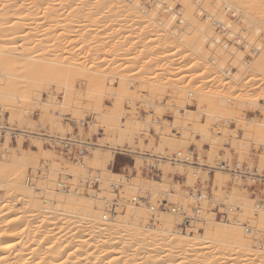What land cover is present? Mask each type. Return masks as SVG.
Wrapping results in <instances>:
<instances>
[{
	"label": "bare ground",
	"instance_id": "obj_1",
	"mask_svg": "<svg viewBox=\"0 0 264 264\" xmlns=\"http://www.w3.org/2000/svg\"><path fill=\"white\" fill-rule=\"evenodd\" d=\"M232 1L0 0V109L6 106L9 118L16 117L18 110L30 112L31 118L40 107L41 117L57 128V141L81 143L89 151L88 156L82 157L79 150L65 159L59 154L64 164L61 160L62 164L42 165L47 157H57L41 143L54 134L39 124L29 127L25 133L29 141L34 139L31 142L39 153L32 160L31 151L21 144L23 135L6 129L16 132L18 145L11 146L8 137L0 144V264H264V198H248L241 181L246 174L241 164L250 160L243 159V150L254 137H264V41L259 39L264 37V0ZM228 11L242 23L244 32L231 20L223 22L220 14ZM218 28L233 47L222 42ZM163 46L166 52L175 48L178 55L183 54L167 62L179 66L182 76L173 75L177 67H171V75L177 77L172 83L169 79L155 84L153 79L154 83L144 86V77L133 75L138 69L152 75V67L161 68L163 61L166 64V57L160 59ZM159 47L164 51L161 54ZM104 53L109 59H102ZM245 54L251 59L246 60ZM137 62L149 69L144 72L140 65L136 67ZM220 74L225 78L220 79ZM191 76L195 89H184ZM138 78L144 83L136 85ZM206 85L215 90L221 86L227 94L234 86L239 88L229 92V97L208 96L209 92L200 93ZM54 88L60 91L61 101H54ZM165 92L170 97L164 104L160 97L156 99L160 101H151L155 94L164 96ZM140 96L153 98L138 104ZM105 98L113 99L112 107L105 109ZM48 107H57V116L70 115L76 124L92 118L89 129L97 137L95 127L103 124L102 137L92 143L69 136L67 125L48 118ZM138 108L146 112L144 119ZM165 112L174 120H165ZM251 112L258 113V122L248 118ZM230 123L235 127L242 124V138L237 129H229ZM132 129L144 135L156 151H152V165L161 171L166 167L168 173L177 171L178 178L186 179L184 190L139 175L119 178L106 168L105 160L112 161L116 144L122 147ZM222 142L242 152L233 170L232 156ZM191 145L197 148L195 159L189 152ZM202 145L211 146L210 151ZM260 171L257 167L245 177L264 179ZM209 172L214 173L212 190L205 186L200 199L188 198L186 189L197 191L194 181L206 183ZM88 180L99 181L97 190L87 186ZM230 182L235 187L229 192ZM153 184L161 190H152L151 195L162 194L169 204L175 200L182 208L188 203V208L198 206L205 224L183 233L175 227L177 218L171 212H152L145 205L128 202L148 192ZM114 187L126 202L108 213L106 204L115 197ZM188 208L185 210L190 212ZM217 214L224 215L225 222H216Z\"/></svg>",
	"mask_w": 264,
	"mask_h": 264
},
{
	"label": "rangeland",
	"instance_id": "obj_2",
	"mask_svg": "<svg viewBox=\"0 0 264 264\" xmlns=\"http://www.w3.org/2000/svg\"><path fill=\"white\" fill-rule=\"evenodd\" d=\"M231 2H233L232 0H231ZM178 9H180V6H177V10ZM229 11L228 12H226V13H224L223 12V14H220V16H222L223 18H224V20H223V22L225 23V20H231V22H234V27H236L237 29L238 28H240L239 30H240V32L242 33V32H244V31H241L243 28H244V26L242 25V23H238L237 22V20H236V18H235V16H231V15H229ZM236 20V21H235ZM245 33H248L247 32V30L245 29ZM219 32H220V34H219ZM218 36L219 37H221L222 36V42L223 43H225L226 45H228V46H230V47H233L235 44H231L230 42H228V41H226L224 38H225V36H224V33L223 32H221V31H218ZM259 39L261 40V41H264V37H259ZM146 44H147V42H144L143 43V45H145L146 46ZM159 44V43H158ZM145 46H143V48H144V50L146 51V48H145ZM162 47V46H161ZM161 47H159L160 48V51H159V53L161 54ZM164 47V46H163ZM236 47V46H235ZM164 49H165V52H164V54H161V56H160V54H159V56H160V59H161V57H163L162 59H161V61L163 60V59H165V57H166V60L168 59V61H166V64H167V62H169L170 61V58H172L173 56H177L178 55V53L176 52V50H179V49H176L175 50V48L173 49V50H168L167 52H166V48L164 47ZM175 50V51H174ZM144 51V52H145ZM171 51V52H170ZM147 52V51H146ZM162 52V53H163ZM173 52V54H171ZM101 54H103V53H101ZM134 54V53H133ZM170 54V55H169ZM179 54H181V52L179 51ZM185 54V53H184ZM249 54V53H248ZM246 55L245 54V58H246V60H250L251 58L249 57V56H251V55ZM163 55V56H162ZM164 55H166V56H164ZM182 55L183 54H181V55H178V58H179V56H181L182 57ZM103 56V55H102ZM104 56H105V58L104 57H102V59L103 60H105V59H109L108 57L106 58V55H105V53H104ZM158 56V57H159ZM167 56L169 57V58H167ZM186 56V55H185ZM142 57V56H141ZM140 57V59H142L143 57H144V55H143V57L141 58ZM180 57V58H181ZM144 58H146V54H145V57ZM143 58V59H144ZM102 59L100 60V61H102ZM191 59V58H190ZM144 60H146V59H144ZM143 60V62H145ZM139 61V60H138ZM103 62L104 61H102L101 63L103 64ZM140 62V61H139ZM139 62H137V64H136V67L138 66V65H140L142 68H143V70H144V68L146 67V64L145 63H142V64H140ZM142 62V61H141ZM98 64L100 63L99 61L97 62ZM100 63V65H98V66H101L102 64ZM165 64V61H163V65ZM161 65V68H160V66H159V68H158V65L155 67H152L151 68V70H149L150 72H152V75H150L149 74V72L148 71H146L147 70V68L144 70V72L146 71L147 73L146 74H143V73H141L140 71H139V69L137 70L136 69V67H135V69L137 70V72H139V73H141V74H134L133 75V77H135V76H138L139 75V77H144L142 80H144V81H146V84H143L144 86H146L147 84H149L150 85V83L152 84V83H154V81H153V79H155V84H158L160 81L159 80H163V81H161L162 83H164L165 81H168L169 79V81H170V83H172L177 77L178 78H180V76H182V72L179 70L180 68H179V66H176L175 67V65L173 66V65H169V64H167V65H169L168 67H166L167 65ZM142 65H145L144 67L142 66ZM103 66V65H102ZM127 66V65H126ZM125 66V67H126ZM106 66H104V68H105ZM133 67V66H132ZM139 67V66H138ZM141 67H140V70L142 71V69H141ZM171 67H173V68H171ZM108 68V67H107ZM107 68H105V69H107ZM175 69L176 68V70L177 71H175V73H173V71L172 70H169V69ZM133 69V68H132ZM135 69H133V71H132V73L134 72V70ZM149 69V68H148ZM157 69V70H156ZM165 69H167V73H165L166 71H164ZM135 70V71H136ZM162 70V71H161ZM158 71V72H157ZM170 71H172V72H170ZM137 72H135V73H137ZM159 72H161L163 75H161V73H159ZM131 73V74H132ZM173 73V75H176L177 77H173V75H171ZM158 74H160L161 76H164V77H162L161 79H160V75L159 76H157ZM169 74H170V76H169ZM177 74H179V76L177 75ZM151 77V76H154V77H152V78H150L149 76ZM221 75V76H220ZM219 76V78L221 79H224L225 78V76L224 75H222V74H220ZM155 76H157V77H159V78H157L156 79V77ZM193 76V75H192ZM191 76V78L190 79H188V81H190V80H192V78L194 79V77H195V75H194V77H192ZM145 77H147V78H145ZM170 77V78H169ZM213 77H215V75L213 76ZM213 77H211V78H213ZM164 78V79H163ZM148 79H150V80H148ZM167 79V80H166ZM219 79V80H220ZM134 80H135V78H134ZM156 80H157V83H156ZM210 80V79H209ZM137 81H141L140 80V78H138V79H136V85H138L139 83H144V81L142 82H137ZM191 82V81H190ZM185 83L184 85H185V88L184 89H186V88H188V86L191 88V89H193L194 88V83H192L193 82V80H192V82L191 83ZM220 82H221V80H220ZM220 82L218 83V84H220ZM138 83V84H137ZM167 83V82H166ZM192 84V85H191ZM183 85V86H184ZM221 85V84H220ZM220 85H218V86H220ZM187 86V87H186ZM192 86V87H191ZM235 87H237V88H235ZM149 88V87H148ZM217 89L215 90L214 88H211L210 86H207L206 85V87L200 92L201 94L203 93V94H205L204 92H206V95H207V93L209 92V94H208V96L209 95H212V93L215 95V94H221L222 96L223 95H225L226 96V94H227V92H225V91H227V90H225V89H223V88H221V86H220V88L219 87H216ZM239 87L238 86H234V88L231 90L232 91V93H233V91H235V89L237 90ZM55 89V88H54ZM54 89H50L49 90V93H54V91L56 90H54ZM190 89V90H191ZM195 89V88H194ZM208 89V90H207ZM221 89V92L219 91ZM222 89H223V92H222ZM134 90V89H133ZM215 90V91H214ZM58 91L59 90H56V92L55 93H57V95H55V93H54V101L55 100H58V101H61L62 100V97H61V95L58 93ZM192 91V90H191ZM231 91H229L230 92V94H231ZM60 92V91H59ZM184 92H186V91H184ZM216 92V93H215ZM225 92V93H224ZM229 92H228V94H229ZM157 93V92H156ZM139 94V93H138ZM228 94H227V96H228ZM160 94H155V96H154V98L153 97H150V99L151 98H153V99H151V101L152 102H154V100L155 101H162V103L164 104L165 103V101L166 100H168V98L170 97L169 95L170 94H168L167 92H165L163 95L164 96H166V97H164V96H159ZM168 95V96H167ZM149 96H151V95H149ZM149 96H147V97H145L144 99H142V97L140 96V97H138L137 98V103L138 104H140V101H143V100H145L146 98H148V100H150L149 99ZM208 96H206V97H208ZM226 96V97H227ZM231 96V95H230ZM46 97H47V94H44L43 95V99H46ZM161 99H160V98ZM164 97V98H163ZM229 97V96H228ZM141 98V99H140ZM163 98V99H162ZM106 99L107 98H105L103 101H102V103H104L105 104V106H106V108L105 109H107V108H109V107H112L113 106V99L112 98H108L107 100L108 101H106ZM140 99V100H139ZM156 99H160V100H156ZM165 100V101H164ZM112 104V105H111ZM195 104H196V102H195ZM108 106V107H107ZM122 106H123V103H122ZM23 108H24V106H22ZM39 107V106H38ZM119 107H121V106H118L117 108H119ZM6 106H3L0 110H2V113H1V116H2V118H4L5 119V121L7 122V124L9 125V127L10 128H12L13 130H15L16 132H19V133H21V135H25V136H28L27 135V133H25L26 131H28V129H29V127L31 126V125H35V124H39V125H41V127L43 128V130H48V131H50L51 133H53L54 134V136H56V134L58 133V131H57V128H54V127H50L49 125H48V123H47V120H46V118L47 117H44V118H42L41 117V114L39 113L40 111H39V108H37L38 110H36V113H35V115H33L31 118L29 117L30 116V112H28V113H21V111L20 110H18L17 111V115H16V117H13V118H9L5 113H6ZM103 108V109H104ZM51 108L50 107H48V110H47V112H48V118H50V116H51V119L53 118V120H57L58 122H60L61 124H63V125H67L66 126V128L68 129H66L65 131H67L68 132V135L70 136H73V137H81V138H83V139H85V140H89V141H87V142H98V140L102 137V132L100 131V127H101V129L103 128V124H101V123H98L99 124V126H96L95 128H97V133H99V136L97 137L96 136V134H93V132L89 129V125H88V123H90V121L92 120V118H89L87 121H83V122H79L78 124H76L75 123V121H73V119L70 117V115H65V116H63V117H59V116H57V114H55L57 111H58V108L56 107V108H54V107H52V109L50 110ZM191 110H195V107L194 108H192ZM39 111V112H38ZM137 112H138V114L140 115V118L141 119H144L145 117H146V112L144 113V110L142 109V108H138L137 109ZM109 114V113H108ZM150 114L152 115L153 114V111H151L150 112ZM163 115V118L166 120H169V121H173L174 119H173V117L171 116L172 114L170 113V112H165L164 114H162ZM257 116H258V113L256 112V113H249L248 114V118H254V120H257V121H255V122H258L259 121V119H257ZM18 119H22L23 121L20 123L19 121H18ZM91 119V120H90ZM56 121V122H57ZM101 124V125H100ZM239 124V123H238ZM240 125V124H239ZM239 125H236L237 127H235L234 125H233V123H230V125H229V129L230 130H233L234 128V130H236L237 129V131H238V136H239V139L240 138H242V135H243V132H242V130H243V128H242V124L240 125V127H239ZM264 126V125H263ZM242 128V129H241ZM241 129V130H240ZM92 133H91V132ZM236 131V132H237ZM41 132V131H40ZM39 132V133H40ZM242 132V133H241ZM151 134H153V131H151ZM260 135V134H259ZM263 135V134H262ZM231 137V136H230ZM145 137H144V135H142V134H139L137 131H136V129H132V130H130L129 131V134H128V139L126 140V141H123V145H122V147H120L118 144H116V149L117 150H120V151H128V152H130V153H132V154H134L133 156H134V165H133V169H134V173H132L131 171H132V168L130 169V168H127L126 167V169L124 170V171H121L120 170V168L121 167H124L125 165H128V166H131L132 165V163H133V161L131 160V159H129V158H123V157H117V166H116V170L114 171V173H117L118 175H119V178H120V176L122 177V178H124V177H126V176H133V177H135L136 175H139V176H141L143 179H148V178H152V179H154L151 175H145V174H143L142 173V166L144 165V161H147L148 163H152L151 162V159H152V155H154V153L153 152H156V151H153L152 150V148L149 146V144H148V142L146 141V139H144ZM22 139V140H21ZM42 139V138H41ZM255 140V142H253L254 140ZM252 139V141L251 142H248V148H247V150H243V151H245V152H243V156L241 155L242 154V152L240 153V151L241 150H238V148H237V146H232V145H227L226 143H224V142H222V143H220V144H224L225 145V151H228L229 152V154L232 156V163H233V165H232V170L233 169H235L236 168V166H237V157L238 156H242L243 157V159H250V160H248L247 162H245V163H243V164H241L242 165V167H247L248 166V168L251 170V171H254L255 169H257V167H258V169L259 170H261L260 172H262V173H264V137L263 138H259L258 140H257V138L255 139V137ZM19 140V139H18ZM31 140H32V142H34V139H30V141L28 140V141H26V140H24L23 138H20V141H21V144H22V146H23V148L24 149H28V150H30L31 151V159L32 160H34L32 157H38V150H37V147H35V144H32V142H31ZM37 141H39V140H37ZM102 141L106 144V143H108V141L106 140V139H102ZM157 141H159V140H157ZM3 142H5V140L4 141H0V144H2ZM10 143H11V146H14V147H17V140H15V141H9ZM43 142L44 141H42L41 143H42V145H43ZM253 142V143H252ZM35 143V142H34ZM216 144H217V142H215ZM259 143V144H258ZM216 144H214V145H216ZM263 144V145H262ZM157 145V144H156ZM260 145L261 147H258V146ZM203 147V149H205V151L206 152H208V150H209V148L211 147V146H208V145H202ZM217 146V145H216ZM231 148H230V147ZM255 146H257V147H255ZM0 147L2 148V145H0ZM227 147V148H226ZM0 148V154L1 153H3V151H2V149ZM43 148L44 149H47V150H50L51 151V149H48V148H46V147H44L43 146ZM116 149H115V151H116ZM237 149V150H236ZM244 149H246V148H244ZM165 150V152L167 151V152H169V150L167 149V148H165L164 149ZM2 151V152H1ZM87 151V150H86ZM153 151V152H152ZM210 151V150H209ZM224 150H222L221 152L222 153H224L225 152ZM237 151H239L238 152V154L240 153V155H238L237 154ZM53 152V151H52ZM78 152H79V150H78ZM81 153H83L81 156L83 157V156H85V155H89V151H87V152H82V150L80 151ZM189 152L193 155V158L195 159V152H197V148L194 146V145H191V148H190V150H189ZM77 153V152H76ZM36 154V155H35ZM54 154H55V156H57V157H47L46 158V160H43L42 162H41V164L43 165V163L44 164H47V163H49V164H53V162H58V163H60L61 162V160L63 161L62 163L64 164V160L63 159H65L63 156V159H62V157L61 156H59V154L58 153H56V152H54ZM57 154V155H56ZM101 155H103V154H101ZM69 158H71L72 156H70V153H68V155H67ZM112 156H113V152H112ZM34 157V158H35ZM36 157V158H37ZM59 157V158H58ZM61 157V158H60ZM207 156H205V158H204V161L205 162H207V159H208V157L206 158ZM242 157H241V159H242ZM29 158V159H30ZM36 158H35V160H36ZM52 158H54V160L52 159ZM138 158H141L139 161H137L138 160ZM56 159V160H55ZM113 157H112V161H113ZM41 160H42V158H41ZM104 160H105V158H103V160H102V158H101V162H103L104 164H105V162H106V168L109 170V165H110V162H111V159L109 160V158L108 159H106L105 160V162H104ZM216 160V158H213V160L212 161H215ZM260 160H262V163L263 164H261V162H260ZM30 161V160H29ZM50 161V162H49ZM31 162V164H32V161H30ZM29 162V163H30ZM35 162V161H34ZM52 162V163H51ZM138 162H140V165L138 166V165H136V163H138ZM62 163H60V164H62ZM259 163V164H258ZM153 164V163H152ZM247 164V165H246ZM235 165V166H234ZM263 166V167H262ZM94 167V169H95V166H93ZM92 167V168H93ZM163 168V171H161L160 170V168H157L159 171H160V177H159V180L158 181H156L155 179H154V181H156V182H159V183H162V184H164L163 182H167V183H173L174 185L176 184V186H177V190H179V191H181V190H184L185 189V186L184 185H186V179L185 178H178V172L177 171H170L169 170V173H168V170H167V168L166 167H162ZM227 169V168H226ZM31 168L29 169V175H31L32 174V172H31ZM220 170H223V166L221 167V169ZM231 170V169H230ZM110 171V170H109ZM128 171V173L127 174H125L126 172ZM31 172V173H30ZM207 172V171H206ZM163 173V174H162ZM210 173V172H209ZM208 173V174H209ZM125 174V175H124ZM208 180L206 181V183H204V182H202L203 184V186L201 185V184H199V183H195V181H194V187L196 188V190L198 191H202V189H203V191H205L206 189H205V186L207 187V190H209V191H211L212 190V185H214V173L213 174H209L208 175ZM121 178V179H122ZM170 179H172V181H170ZM178 179V180H177ZM123 180V179H122ZM163 180V181H162ZM261 180V179H260ZM264 180V179H263ZM162 181V182H161ZM155 184V183H154ZM153 184V186H155ZM196 184H198L197 186H196ZM152 185V184H151ZM150 185V187H148V188H150V190L147 192V191H144V192H142L141 194H140V196H142V194L144 195H150V197L152 196L153 198L154 197H156V201H158V199H161L162 198V196H160V195H162V194H159V195H155V193H152L153 195H151V191L152 192H156V190H161V188L159 189L158 187H156L155 186V188L153 187V186H151ZM232 185L235 187V185L232 183V182H230L228 185H227V187H228V191L230 192V190L231 189H233V187H232ZM184 186V187H183ZM141 187V186H140ZM153 187V188H152ZM158 188V189H157ZM176 188V187H175ZM141 189H142V187H141ZM155 189V190H154ZM201 189V190H200ZM126 191H128V189L126 190ZM141 191H143V190H141ZM140 191V192H141ZM232 191V190H231ZM128 192H130V191H128ZM147 192V193H146ZM150 192V193H149ZM127 193V192H126ZM131 193V195H132V192H130ZM149 193V194H148ZM258 193V192H257ZM246 195H248L247 197L248 198H257V200H259V201H263L264 199V194H263V196H261V197H259V194H256V195H251V194H249V193H245ZM125 195H128V194H125ZM130 195V194H129ZM131 195H130V197H131ZM139 195V194H138ZM155 195V196H154ZM133 196V195H132ZM129 196H127L126 198L128 199V198H130ZM150 197H149V203H151L152 201H154V202H152V204L154 203V204H156L155 203V200L152 198V199H150ZM160 197V198H159ZM261 199H263V200H261ZM151 200V201H150ZM175 200H173V201H170V202H174ZM177 201V200H176ZM151 204V205H152ZM174 204V203H173ZM189 204V203H188ZM188 204L186 205L187 207L186 208H188ZM180 206H184V205H181L180 204ZM179 206V207H180ZM219 207V206H218ZM218 207H215V208H213V211H214V209H215V213L217 212V208ZM186 208H184V209H186ZM192 208V204H190V206H189V208L188 209H191ZM187 210V209H186ZM189 211H191V210H189ZM188 212V211H187ZM148 222H150V221H148ZM216 222H225V216L224 215H222V214H217L216 215ZM150 223H152V222H150ZM199 232L200 233H203V229L200 227L199 229ZM22 238H23V236H22ZM17 241H19V240H16L15 239V242H17Z\"/></svg>",
	"mask_w": 264,
	"mask_h": 264
},
{
	"label": "built area",
	"instance_id": "obj_3",
	"mask_svg": "<svg viewBox=\"0 0 264 264\" xmlns=\"http://www.w3.org/2000/svg\"><path fill=\"white\" fill-rule=\"evenodd\" d=\"M219 27V26H218ZM218 31H221L220 28L217 29ZM10 128L7 122L5 121L4 118L0 117V141H4L5 138H9L12 141L16 140V132L15 131H9L7 132L6 129ZM40 134H45L43 131L40 132ZM22 138L26 141L29 140L28 136L23 135ZM44 138L43 140H45ZM75 141V140H74ZM76 142V141H75ZM43 146L51 149L52 151L60 154L63 157H68L66 156L68 153H70V156L78 152V150H82V152H87V148L84 146V144L81 143H74L70 141H57L56 136H53L52 138L47 139L46 141L43 142ZM134 154L128 152V151H120V150H113V161L110 162L109 165V170L111 173H114L116 170L117 166V157H123V158H129L133 161L131 166L125 165L124 167H121L120 170L124 171L127 168H132V173H134L133 165H134ZM83 162V160H81ZM235 166V165H234ZM237 168V167H236ZM243 171L246 173L243 177H241L242 182V187L246 190L247 193L251 195H256L259 194V197L263 196L264 194V180L263 179H258V178H253L250 176V178H247L245 176H248L251 173V170H248L247 167H241ZM128 171L125 173L127 174ZM142 173L145 175H151L156 181L159 180V175L160 172L156 168L155 165H152L151 163H148L147 161H144V165L142 166ZM117 174V173H114ZM124 174V175H125ZM135 174V173H134ZM213 174V173H209ZM178 180V179H177ZM98 180L94 181H87V186L90 187L92 190H97L98 187ZM250 182V183H249ZM115 189V197L113 200L110 201V203L106 204L107 209L106 212L108 213H114L116 209L119 208L120 203L126 202V200L122 201L121 195H119L117 189ZM186 191L189 193L188 198H198L200 199V192L201 191H193L192 189H186ZM193 192V193H192ZM258 192V193H257ZM131 204H134L136 206L139 205H145L146 207L150 208L151 211H160V212H171L172 214L176 215V221L174 223L175 227L177 230L180 232H186L191 230V228L195 225H203L205 224L204 221H202L199 217L200 215V208L198 206H193L191 208L192 211L187 212L184 208L179 207L178 204H169L166 198H161L157 201V204L154 206H151L149 203V197L148 195H142L139 196L138 198H133V199H128ZM178 203V202H177ZM194 207H198L197 210Z\"/></svg>",
	"mask_w": 264,
	"mask_h": 264
}]
</instances>
